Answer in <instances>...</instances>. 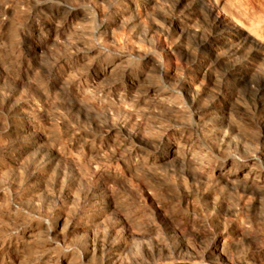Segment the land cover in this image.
I'll use <instances>...</instances> for the list:
<instances>
[{
    "label": "clouds",
    "instance_id": "obj_1",
    "mask_svg": "<svg viewBox=\"0 0 264 264\" xmlns=\"http://www.w3.org/2000/svg\"><path fill=\"white\" fill-rule=\"evenodd\" d=\"M64 259L264 264V0H0V264Z\"/></svg>",
    "mask_w": 264,
    "mask_h": 264
},
{
    "label": "rangeland",
    "instance_id": "obj_2",
    "mask_svg": "<svg viewBox=\"0 0 264 264\" xmlns=\"http://www.w3.org/2000/svg\"><path fill=\"white\" fill-rule=\"evenodd\" d=\"M153 2L154 0L148 1L149 6ZM93 100L94 96L89 95L87 102H93ZM45 115H47V113L44 114V119L42 121L37 118V123L41 126V132L44 135H46L48 138L51 137L52 139H55L57 136L63 133V129L61 128L59 123L52 124V122L50 124L46 120ZM46 147L48 148V150H51L49 145H46ZM58 148H61L60 150H64L63 152L67 155L72 156L73 160L70 164H67L61 160L59 161L63 162L65 166L69 165L76 172H80L81 168L84 167V157L80 153L77 140L75 138L67 140L62 147L58 146ZM85 151L87 152V150ZM147 187H149L147 183L137 184L136 182L131 181L127 185L126 192H124L123 194L116 193L113 197H110L112 199L114 208H116L115 206H117L118 200L122 201V204L120 205L122 209L121 218L124 219L126 223L135 221L138 217H140L153 206L157 210H159V193L153 191L152 194H149L147 192ZM129 231L131 232V229H129ZM61 264H68V259L62 260Z\"/></svg>",
    "mask_w": 264,
    "mask_h": 264
},
{
    "label": "bare ground",
    "instance_id": "obj_3",
    "mask_svg": "<svg viewBox=\"0 0 264 264\" xmlns=\"http://www.w3.org/2000/svg\"><path fill=\"white\" fill-rule=\"evenodd\" d=\"M148 1H152V0H147V2ZM46 117V120L51 124L52 123V121L49 119V117H48V115H45ZM38 124V123H37ZM52 124H54V123H52ZM41 134L43 135V137H44V139H45V141H46V145L48 146H50V148H51V150L52 151H54L55 153H56V155H57V157H58V159L59 160H61V161H64L65 163H71L73 160H72V156H69V155H67L66 153H64L63 151L64 150H60L61 148H58V146L57 147H53V145L51 144V143H47V141H48V137L46 136V135H44L42 132H41ZM69 166V165H68ZM73 167V166H72ZM77 174L79 175L80 174V172H78L77 171ZM147 192L149 193V194H152L153 193V190L150 188V187H147ZM114 206V205H113ZM116 207V206H115Z\"/></svg>",
    "mask_w": 264,
    "mask_h": 264
}]
</instances>
